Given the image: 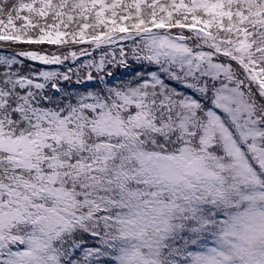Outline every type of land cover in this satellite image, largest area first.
I'll use <instances>...</instances> for the list:
<instances>
[{
  "label": "snow or ice",
  "instance_id": "obj_1",
  "mask_svg": "<svg viewBox=\"0 0 264 264\" xmlns=\"http://www.w3.org/2000/svg\"><path fill=\"white\" fill-rule=\"evenodd\" d=\"M0 264H264V0H0Z\"/></svg>",
  "mask_w": 264,
  "mask_h": 264
}]
</instances>
